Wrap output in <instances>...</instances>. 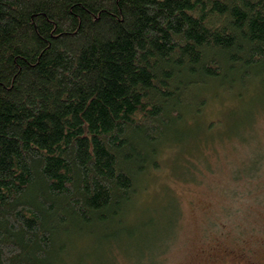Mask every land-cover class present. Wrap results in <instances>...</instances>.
Instances as JSON below:
<instances>
[{"label": "trees", "instance_id": "trees-1", "mask_svg": "<svg viewBox=\"0 0 264 264\" xmlns=\"http://www.w3.org/2000/svg\"><path fill=\"white\" fill-rule=\"evenodd\" d=\"M263 78L264 0H0V264H125L94 230H126L165 153L245 141L202 120Z\"/></svg>", "mask_w": 264, "mask_h": 264}, {"label": "rangeland", "instance_id": "rangeland-1", "mask_svg": "<svg viewBox=\"0 0 264 264\" xmlns=\"http://www.w3.org/2000/svg\"><path fill=\"white\" fill-rule=\"evenodd\" d=\"M241 94L232 115L212 105L202 123L227 132L244 122L247 139L210 144L211 169L198 161L191 169L187 160L186 168L180 150L165 153V168L136 199L126 230L103 242V230H94L88 252L109 251L125 264H264V165L247 173L257 154L264 157V82Z\"/></svg>", "mask_w": 264, "mask_h": 264}]
</instances>
